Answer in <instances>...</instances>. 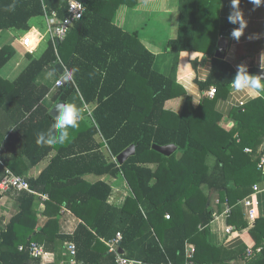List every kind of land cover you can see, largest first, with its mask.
Wrapping results in <instances>:
<instances>
[{
  "label": "trees",
  "instance_id": "obj_1",
  "mask_svg": "<svg viewBox=\"0 0 264 264\" xmlns=\"http://www.w3.org/2000/svg\"><path fill=\"white\" fill-rule=\"evenodd\" d=\"M48 1L0 0V29L27 31L31 17L48 13L62 19L67 15L66 2L53 13L47 7ZM78 1L85 7L84 13L62 40L57 43L47 39L42 54L31 58L13 80L0 76V160L10 167L21 161L32 166L55 146L57 152L49 165L37 178L27 179L32 190L48 192L49 200L52 189L75 188L83 182L80 177L84 173L123 172L134 197L127 198L122 208L106 203L110 187L102 181L83 182L85 188L64 201L77 214L79 208L97 205L90 219L82 216L74 234L67 237L83 264H104V258L106 264H116L114 253H97L93 246L99 238L111 239L116 232L122 234L119 247L129 259L150 264H187L185 244L193 242L195 253L190 264H217L213 262L216 257H212L216 249L207 238L212 211L205 189L221 193L235 190L228 194L233 203L247 196L259 179L255 161L246 156L243 148H255L264 136V98L239 104L232 113L233 130L221 128L214 103L227 93L236 72L226 60L211 57L210 73L198 86L201 90L214 87V96H204L193 106L186 95L179 113L166 109L165 101L183 94V88L171 76L152 69L154 55L136 33L112 23L121 4L134 5L137 0ZM243 3L239 0L240 10ZM14 4L13 11L10 8ZM178 8V34L167 43L172 52L202 50L206 45L212 49L218 35L231 36L238 25L228 17H218L213 0H205L198 7H187L185 0H179ZM200 19L210 24V39L201 43L205 46L195 43ZM209 50L207 53L212 55ZM14 53L10 44L0 45V69ZM60 60L66 70L78 71L73 81L57 89L52 96L54 102L66 100L77 90L84 102H96L91 112L93 121L87 124L84 117L78 128L69 129L70 138L64 144L42 146L36 143L37 134L46 132L53 121L51 108L42 102L49 89L37 86L34 80L45 67L55 70L54 64ZM83 113L85 116L84 110ZM97 133L103 136L113 156L131 144L135 145V153L119 167L106 161L100 151L102 144L94 141ZM153 144H174L176 150L163 155L152 148ZM210 157L214 159L212 167ZM149 160L157 162L154 170L140 165ZM3 175L4 170L0 180ZM10 192L19 210L0 228V264H38L39 257L31 255L29 245L44 239L53 218L36 230V196L25 190ZM166 214L169 218H165ZM261 222L264 220H256V225ZM205 251L211 257L203 258Z\"/></svg>",
  "mask_w": 264,
  "mask_h": 264
},
{
  "label": "crops",
  "instance_id": "obj_2",
  "mask_svg": "<svg viewBox=\"0 0 264 264\" xmlns=\"http://www.w3.org/2000/svg\"><path fill=\"white\" fill-rule=\"evenodd\" d=\"M203 1L205 0H185V4L187 7H198V5L202 6ZM213 1L217 7L218 17L222 19L228 17L231 12V0ZM178 6L179 0H137V3L134 5L121 4L112 18V23L118 28L136 33L145 48L154 55L152 63V69L154 71L165 76H171L183 88V94L169 98L164 103L166 109L175 113L181 111L186 95L190 97L193 106H197L205 96L204 93L208 89L201 90L198 82L205 81L210 73L211 57H214L217 49V41L220 37H227L228 39L227 50L220 59L226 60L231 64L235 72L241 64L247 67L250 74H255L256 69H264V3L256 7L249 0H244L241 11L246 26L243 28L241 35L239 37H234L233 35H218L215 47L212 49L209 45L201 44L210 39L208 37L209 32L207 31L210 28V24L206 21H201V19L198 20L200 31L195 36V43L203 46L206 45L204 48L212 50V55L207 53V50L204 48L202 50H181L178 53L167 49L168 41L175 38L178 34ZM29 24L30 29L27 31H18L14 28L0 29V45L10 44L15 51L13 57L0 69V76L4 79L13 80L29 63L31 58H38L46 48V41L49 39L46 15L31 17ZM33 29L36 30L38 43L33 51H29L30 45H24L20 42V37L31 32ZM237 29H239V23L235 30ZM58 62L61 63L65 71L66 67L62 61L60 60ZM50 70H52L50 67H45L38 73L34 80L37 86H45L49 89L48 94L42 100L48 109L55 103L52 96L58 89L56 88V81L61 77L56 70H52L55 71V76L51 79L48 78L46 74ZM258 98H264V94ZM250 100L252 99H246L245 96L233 92L230 85L227 88V93L217 98L214 103L215 109L220 114V127L226 131L233 130L235 127V121L232 118L233 110L240 103H246ZM95 106V101L89 103L83 101L81 109L85 111L84 117L87 124L93 121L91 112ZM94 141L102 144L100 151L103 153L106 161L115 162L118 167L121 165L117 161V155L113 156L110 153L100 133L94 135ZM246 147L243 148V151L246 156L252 161H255L256 169L260 176L255 182L260 191L253 195L256 211L254 222L249 223L246 208L239 202L241 199H237L233 203L229 202L228 194L235 193V190L221 193L218 191L209 192V190L205 189V192L209 195V207L212 211V218L207 228V238L209 244L216 249L212 252V257H216L213 259V262L217 264H264V222L256 225V220H264V190H262L264 188V171L259 170L257 167L258 158L264 153V136L255 148L250 147L252 149L251 152H246L244 150ZM56 152V148L53 146L46 155L32 166H27L26 162L21 161L10 167L0 160V176L3 170L8 169L15 174L24 176L26 179H35L49 165L51 159L56 155ZM208 163L212 167L214 159L210 157ZM140 165L154 170L157 162H151L149 160ZM80 178L83 182L89 184L102 181L109 185L110 192L106 198V203L113 208H122L127 198L134 197L132 188L121 170L116 174H96L88 172L82 174ZM153 181L154 179L151 180V182ZM83 182L75 185V188L74 186H70L69 188L66 187L63 189H52L51 200L49 198L47 199L49 197L48 192L35 191L34 195L37 200L35 229L38 230L44 226L49 218H53V221H50L47 225L46 235L42 237L44 239L37 241L43 246L45 252L39 258L38 264H83L77 258L74 262L70 261L65 251L66 245L71 242L67 237L74 234L78 225L82 222V216L90 219L97 205H93V207L90 205V208L89 205L79 208V213L77 214L73 208H68L64 203L75 191H81L85 188ZM251 192L252 188L249 194ZM41 194L46 195V198H43ZM59 200L62 201L59 203ZM48 201L52 202L46 204ZM226 206L230 207L228 213L225 211ZM18 210V201L13 196V192H10V190L5 192L0 191V228ZM227 226H232L233 230L227 233L225 231ZM199 228L201 229V227ZM108 240L99 238L95 241L93 243L95 251L101 254L110 253L107 246ZM186 243L194 246L195 253V244L193 242ZM141 244L143 243L141 242ZM122 251V255L126 257L125 250L122 249ZM207 256L211 257V254L207 255V251H205L203 258ZM103 260L108 263L105 258ZM129 260L140 262L133 259ZM218 261L220 262L218 263ZM186 263L190 264L192 260L188 262L186 259ZM93 264L99 263L96 262Z\"/></svg>",
  "mask_w": 264,
  "mask_h": 264
},
{
  "label": "clouds",
  "instance_id": "obj_3",
  "mask_svg": "<svg viewBox=\"0 0 264 264\" xmlns=\"http://www.w3.org/2000/svg\"><path fill=\"white\" fill-rule=\"evenodd\" d=\"M251 4L256 7L261 6L264 0H249ZM11 10H15V4L11 6ZM231 23H239V29L235 30L232 35L239 37L243 28L246 26L243 19L242 11L239 9V0H231V12L228 16ZM20 42L24 45H30L29 51H33L37 45L36 30L33 29L20 37ZM77 68L65 70L57 84L67 83L74 80ZM48 78L55 76V71L47 72ZM233 92L241 94L246 99H255L264 94V73L250 74L247 67L243 64L237 67L235 76L230 81ZM57 115L52 117V123L46 132L37 134L36 143L38 145L52 146L55 144H64L70 138L69 129H76L79 127V122L84 119L83 110L77 107L72 102H61L56 104Z\"/></svg>",
  "mask_w": 264,
  "mask_h": 264
},
{
  "label": "built area",
  "instance_id": "obj_4",
  "mask_svg": "<svg viewBox=\"0 0 264 264\" xmlns=\"http://www.w3.org/2000/svg\"><path fill=\"white\" fill-rule=\"evenodd\" d=\"M66 5H67V15L62 19L56 18L53 14L50 15L48 13H45L49 28V38L54 41L62 40L65 37L66 33L72 27L73 23L79 18H81L85 10V7L78 0H66ZM61 85L62 83L60 84L56 83V88H59ZM204 94L207 97L210 98L213 97L215 94V88L210 87L207 91H205ZM244 150L246 152L252 151L250 147H246ZM257 167L259 168V170L264 171V153H262L259 156ZM9 190H17V191L25 190L35 194V191L30 188L29 183L24 176L15 174L10 170L5 169L4 175L0 180V191L5 192ZM262 190H264V188ZM258 191H260V189L258 185L255 183L252 185V192L239 201L246 208V215L250 224L253 223L256 218L253 195ZM41 196L43 198H46V195L44 194H41ZM225 211L226 213H228L230 211V207L226 206ZM165 217L169 218V215L166 214ZM232 230H233L232 226H227L225 229L227 233L231 232ZM121 239H122V234L120 232H116L115 236L107 241L108 249L110 252L115 254L116 264H133L135 261L127 259L118 251L119 243ZM18 249L21 250L22 246H19ZM29 251L32 256L39 258L45 253L43 246L38 242H31L29 245ZM65 251L66 254L69 256L70 261L74 262L76 259V248L74 243L69 242L65 247ZM193 254H194V246L186 243L185 244L186 258L190 260ZM164 264H171V263H164Z\"/></svg>",
  "mask_w": 264,
  "mask_h": 264
},
{
  "label": "water",
  "instance_id": "obj_5",
  "mask_svg": "<svg viewBox=\"0 0 264 264\" xmlns=\"http://www.w3.org/2000/svg\"><path fill=\"white\" fill-rule=\"evenodd\" d=\"M66 2V0H49L47 3V7L53 11V12H57ZM56 42L58 43L59 41L56 40ZM227 46H228V39L227 37H220V39H218L217 41V49L214 53V57L215 58H222L223 55L225 54L226 50H227ZM54 68L56 70V72L59 75H63L64 72V67L61 65L60 62H57L54 64ZM260 73H264V69H256L255 70V74H260ZM65 84V83H63ZM72 102L74 104H76L77 107H82L83 106V100L81 98V96L79 95L78 91L75 90L73 91L66 100H59L56 103H54V105L51 107V109L49 110V114L51 117H55L57 115L56 112V104L61 103V102ZM152 148L157 150L158 152H160L163 155H170L172 154L175 150H176V145L174 144H167V145H152ZM135 153V145L131 144L128 147H126L122 152H120L117 155V161L119 162V164H123L124 161L131 155H133ZM118 251L120 254H123V251L121 249V247L118 248ZM133 264H150V263H145V262H134Z\"/></svg>",
  "mask_w": 264,
  "mask_h": 264
}]
</instances>
